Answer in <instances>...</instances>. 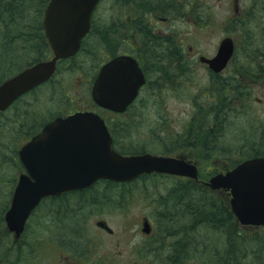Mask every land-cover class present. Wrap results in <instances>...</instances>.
<instances>
[{
    "label": "rangeland",
    "instance_id": "obj_1",
    "mask_svg": "<svg viewBox=\"0 0 264 264\" xmlns=\"http://www.w3.org/2000/svg\"><path fill=\"white\" fill-rule=\"evenodd\" d=\"M234 1L101 0L94 13L95 28L92 30L94 34L88 36L86 44L91 40L97 42L99 35H103L101 32L105 31L108 34L95 55L87 54L86 51L81 52L77 60L75 59L76 66L72 68L67 62L60 63L57 73L52 77L53 83L37 87L33 93L22 97L15 106L0 113V208L4 207L6 210L9 207L14 183L18 173L22 171L20 166L12 163L11 154H15L29 138L32 130L26 133V129L32 128L39 117L38 123L76 108H86L90 102V84L95 71L108 57L122 50H129L121 37L128 33L129 25L135 24V21L144 28L154 30L151 38L144 36L138 29L135 33V42L140 46V49L137 48L139 55L142 58L144 56V59H152L153 66L151 71H148L150 83L148 81L140 91L134 108L128 109L130 118L126 120L131 124L124 130L126 136L122 140L126 149L130 152L148 151L183 157L195 162L200 175L203 176L206 173L228 169L231 158L245 159L246 156L239 153L241 147L247 149L253 144H261L258 139L264 137V124L261 123L259 126L254 124L257 120L264 122V80L253 81L247 76L240 75L238 71H234L236 77L230 75V72H233L231 66H240L237 59L241 55V50H248V45L245 44V37L237 40L234 32L227 28V23L233 15V10L241 7L242 11L247 12L248 7L254 5L252 10L254 19L249 24L260 26L264 21V0H237L236 5ZM37 3L38 0L30 3L21 15L20 27L27 25L33 31L28 32L30 35L33 33V37L25 38L27 43L24 48L36 41V31L31 28L40 17ZM200 11L202 17L198 18L197 13ZM3 16L5 15L0 13V19ZM10 19L7 17L4 19L5 22L0 21V41L3 44L5 41L13 43L8 52L0 54V67L10 69L21 63V68L27 65L28 61H33L38 50L27 52L22 57L25 51L19 39L14 42L13 39L10 41V38H7L17 33L10 30L13 27L8 23ZM114 24L119 25L117 29L119 41H116ZM6 29L10 30L9 35L4 31ZM226 35L233 37L238 55L234 53L227 67L214 74L199 61L198 56L215 54L220 40ZM256 36L259 37L258 31ZM173 44L179 50L178 54L167 51L166 47L176 51ZM154 49L157 56L152 54L155 52ZM147 51L149 52L145 55ZM251 65L254 64L247 65L246 69H250ZM7 76H3L0 81ZM221 77L227 78L228 83L226 80L223 82L226 90L238 85L236 80L244 81L246 86L242 92L236 93L237 95L226 91V99L222 105L224 110H221L220 114L216 112L220 118L214 129L206 134L212 139V145H221L223 146L221 149L225 150L222 158L217 157L215 168H211L205 161L209 160L206 157L207 152H211L210 148L208 151L201 149L196 144L197 141L190 142L187 137L193 133V129H200V132H195L197 137L204 135V131L201 132L202 127L208 131V126L200 124L202 122L200 118L202 115L207 116L208 109L199 113H195V109L199 102H203L206 108L209 105L207 102H213L217 98L218 93L222 91L220 85L222 83L219 82ZM101 112L106 118H111V113ZM120 115L116 117L123 119ZM203 122L207 123L205 120ZM30 124L32 125L29 126ZM188 132L190 134H187ZM120 134L123 135V132ZM221 159L224 160L223 163ZM209 162L211 163L210 160ZM178 182L177 178L154 176L145 181L141 179L133 181L125 186L98 185L80 197L72 195L68 200L70 205L63 211H60L63 206H60L59 202L42 204L30 215L20 239L16 240L10 234L13 243L23 248L24 252L20 253L18 258L10 256L6 251L3 252L2 264H172L166 258L170 252L168 246L172 241L177 243L184 238L190 240V243L187 242L184 246L188 248L185 249L186 253L192 256L185 259L187 263L216 264L215 259L210 257V252L208 253L209 249L220 252L228 244V239L224 240L220 229L207 222L198 223L192 229L190 224L188 225L192 219L187 215L176 213L175 217L166 214L169 213L166 208L177 206L173 199L176 197L178 189L175 187ZM211 192L216 196L218 194L219 198L228 203L227 191L218 189ZM55 204L58 209H55ZM159 210L166 214L165 217ZM166 218L168 224L164 225L163 219ZM100 220L106 222L112 233L96 225ZM144 220L148 222L149 234L141 230ZM244 229L246 233L255 231L253 227ZM159 243H165L166 249H158ZM27 245H30L29 249ZM170 254H178V249H172ZM249 256L250 254L248 259L251 261Z\"/></svg>",
    "mask_w": 264,
    "mask_h": 264
},
{
    "label": "water",
    "instance_id": "obj_2",
    "mask_svg": "<svg viewBox=\"0 0 264 264\" xmlns=\"http://www.w3.org/2000/svg\"><path fill=\"white\" fill-rule=\"evenodd\" d=\"M97 0H49L44 15L45 32L53 50L50 59L36 62L0 84V109L19 95L48 79L59 58L74 54L89 28ZM234 51L230 36L223 37L215 54L199 56L213 71L228 63ZM144 78L132 57L118 56L105 62L94 79L91 94L100 106L122 111L135 98ZM26 172L13 189L4 220L18 237L41 198L80 188L98 178L130 180L143 172H168L196 177V166L180 158L143 153L123 156L110 146L102 118L83 111L57 117L31 137L18 151ZM212 189L229 191V204L244 224H264V156L237 163L217 172L206 182ZM97 225L111 229L102 220ZM144 230H149L148 223Z\"/></svg>",
    "mask_w": 264,
    "mask_h": 264
},
{
    "label": "trees",
    "instance_id": "obj_3",
    "mask_svg": "<svg viewBox=\"0 0 264 264\" xmlns=\"http://www.w3.org/2000/svg\"><path fill=\"white\" fill-rule=\"evenodd\" d=\"M35 1L36 0H0V13L5 15V16H3V18H1L2 20L1 19L0 20L4 21L5 17L6 18L8 17V19L11 18L9 20V23H11L13 25V30L17 31V33L14 35L15 37L14 36L10 37L9 34H8L9 35L8 37L10 38V41L13 38H14L13 40L19 39V42L23 48H24L25 44L27 43L25 41V38L33 37V33H32V35L28 34V32L30 30L29 27L26 28V26H21V27L19 26L20 22L22 21L21 15H22V13H24L26 11L25 10L26 7L32 2L35 3ZM45 1L46 0H38L36 7L37 6H39V8L43 7V4ZM239 1H241V0H239ZM253 6L254 5H252L251 7L249 6L248 7L249 10L247 12L242 11L241 7L240 8L238 7L237 10L236 9L233 10L232 17L230 19H228L227 28L228 29L230 28L234 32L235 36L237 37V40L245 37V44L247 43V45H248V50H246V49L241 50V55L237 59V63H239L240 66L239 65L238 66H235V65L231 66L233 72H230V75L232 74L233 77H236V73H234V71H238V72H240V75L247 76V77L253 79V81H256V80H264V21L261 23L260 26H251L249 24V22L254 19V14L252 13ZM23 8L25 11L23 10ZM37 12H38V14L40 13L39 11H37ZM263 12H264V10H263ZM197 14H198L197 15L198 18L202 17V11H200ZM246 17H248V19ZM245 18L247 21H245ZM36 21L37 22L35 23V25L31 28L32 30L36 31V35H35L36 41H33L31 44L27 45L24 48L23 51H25V52L22 55V57H24V55H26L27 52H36V50H38V52H37L38 54L34 55V57H33V59L34 58L36 59V57L39 54H44L45 52L48 51V45L44 42V38H43L42 33H41L40 21L38 19H36ZM7 31L10 32L9 29L5 30L6 33H9ZM143 31H145L144 28H143ZM257 31L259 32V37L256 36ZM31 32H33V31H31ZM146 32L150 36H153L154 32L152 31V29L148 30ZM251 33L253 34V38H252ZM93 34L94 33L92 31V33L90 34L89 37H91ZM100 34H103V35L102 36L99 35V40H97V42L94 43V41L91 40L90 42H88L86 44V42H87V40H86L82 44V47L79 50V52L75 56L66 59L64 61V63L65 62L69 63L71 68H72L73 66H76L77 62L75 64V59L77 58V56L81 52L86 51L87 54L95 55L94 53L97 52V49L100 48V46L102 44H104V42L106 40L105 36L107 37L108 33H105V31H104L103 33L101 32ZM113 36H115V35L113 34ZM258 39H261V41H258ZM113 40H114V38H113ZM107 41H109L108 38H107ZM12 46H13V43H8V41H7V42H4V44H3V42L0 41V47L2 48L0 50V54H3L4 51L8 52V50L10 48H12ZM242 48H244V47H242ZM166 49L168 52H171L170 48L168 49L166 47ZM175 50L176 51H173L171 53L176 54L177 50H178L177 47L175 48ZM155 53H156V50H155V52L153 51V55L157 56L156 55L157 53L156 54ZM234 53H235V55H238V52L234 51ZM241 56H242V58H241ZM26 59H24V60H26ZM153 59H155V58H153ZM27 60H29V59H27ZM28 62H30V61H28ZM20 64L14 66V67H11L10 69L0 67V79L3 78V76H5V75L11 74L10 72L13 73V71L19 69ZM250 64H254V65L253 66L251 65L252 67L250 69H246L247 65H250ZM21 66H22V64H21ZM225 80L227 82V78H224V79L222 78L219 80V82L222 83V84H220L222 86V89H221L222 91H221V93H218L217 98L215 100H213V102H211V101L207 102V104H209V105L206 108L203 105V102H199V106L195 109V113H199L202 110L208 109L207 116L205 117L204 115H202V117L200 118V120L202 121L200 124H205L206 126H208V128H207L208 131L203 130V127H202L201 132L204 131L203 132L204 135L203 136L199 135L198 137H197V134H195V132H197V133L200 132L199 128H197L196 130L193 129L192 134H190L189 132L187 133V134H190L189 137H187V138H189L190 142L197 141L196 144L199 145L201 149H204L206 151H208L210 148L211 152H207L208 156L206 157V159H210L211 163L209 162V160H205V161L207 162V165L210 166L211 168H215V163L218 160L217 157L222 158V155L225 153V151H223L221 149V147H223L221 145H218V144L212 145L211 144L212 139L208 138L206 134H207V132L210 133V131H212L214 129L215 124L217 123V121L220 118L219 116L216 115V112L218 114H220L221 110H224L223 109L224 107L222 105H223L224 100L226 99V96H225L226 91L229 93L237 95L236 93H238L239 91L242 92L241 90H243L244 87L246 86V83L244 81L236 80L235 82L238 83V85L231 86L229 88V90H226L223 86V84H224L223 82ZM51 81H52V79L49 80L47 83H53ZM226 88H227V86H226ZM34 90L31 91L30 93H33ZM208 99H210V98H208ZM21 100H22V98H20L18 101H21ZM18 101H16L13 104V106H15L17 103H19ZM135 103L132 104V106L129 109L132 110L135 106ZM120 117L125 119V120H126V118H130V116L128 115V110L125 113L121 114ZM39 119H40V117L38 118L36 124L32 126V128L28 127L26 129V133H29L31 130H32L31 132H33L40 125V123H42V122L38 123ZM203 120H205L207 123H204ZM261 123L264 124V122H259L257 120V123H254V124L259 126V124H261ZM31 125L32 124H30L29 126H31ZM127 125H129V124H127ZM16 135L17 134L15 133V136ZM258 141L261 144H253L247 149H244V147H241L242 150H240L239 153H241V155L246 156V157L264 156V147H263L264 146V137L262 139H258ZM11 155H12L11 156L12 157V159H11L12 163L17 167L21 166V164L19 163V160L17 159V154L12 153ZM210 156H213V157H210ZM240 159L241 158H239V159H232L231 158V160H229L230 167L234 166L238 161H240ZM220 161H222V163L224 162L223 159H221ZM229 165H228V167H229ZM209 174H212V172L206 173L204 176L209 175ZM154 176H157V175L156 174H150V175L145 174V175L141 176V180L145 181V180H147L151 177H154ZM204 176L201 174L200 178H204ZM177 179L179 180V182L176 184L177 186L175 187V189H178V190H177L175 199H173V201L177 204V206L174 208L164 207V208L169 210V213H166V214H170L171 216H173L174 214H176L178 212L177 215L178 214L187 215L188 217H190L192 219V221H190L188 223V225L190 224L192 229L198 223L202 224L204 222H207V224H210L211 226L215 227L216 229H220V231L223 233L224 240L228 239V244L220 252H215L214 249L213 250L211 249L212 251H210V249H209L208 253L210 252L209 255H210V257L213 258V260L215 259L216 264H264V228H260L258 230L255 229V231H253V232L246 233L244 228H242V226L234 218V215L231 212L228 203L225 202L224 199L222 200L221 198H219L218 194L216 196L213 192H211L213 190L206 187L201 181L195 182L191 179L186 180V181L183 178H177ZM128 184H130V182L129 183H121L120 185L125 186ZM42 201L40 203V206L42 204L47 205L48 203H51V198L50 199L45 198ZM4 211H5V208L1 207L0 208V257H1V254L6 251L10 256L18 258V256H20L19 254L24 252V249L18 247L16 244L13 243V240H12V238H11V236H10L9 232L7 231L6 226H5ZM159 213L162 214L161 210H159ZM166 214H162V216L165 217ZM171 216H168V217H171ZM166 220H167V218L163 219L164 225L168 224V222H166ZM200 226H202V225H200ZM188 229H189V227H188ZM151 240H152V238H151ZM187 242H190V240L185 239V238L181 242H177V243L172 241V243L168 246V248H169L170 252L172 251V249H174V250L178 249V254L171 255L170 252H168V255L166 258L169 259L170 263H172V264H189L185 261L186 258L192 257V256H190V254L186 253L185 249H188V248H187V246H184V245L187 244ZM166 247H167V245L165 243L157 244L158 249H162V248L166 249ZM215 247H213V248H215ZM27 248L29 249L28 245H27ZM249 254H250L249 257L252 259L251 261L248 259ZM173 256H175V257H173ZM2 263H3V259L1 257L0 258V264H2Z\"/></svg>",
    "mask_w": 264,
    "mask_h": 264
},
{
    "label": "flooded vegetation",
    "instance_id": "obj_4",
    "mask_svg": "<svg viewBox=\"0 0 264 264\" xmlns=\"http://www.w3.org/2000/svg\"><path fill=\"white\" fill-rule=\"evenodd\" d=\"M47 1L48 0H46L44 2V4H43L44 6L43 7L39 8L37 10L40 12L39 21H40V24H41V33H42V36L44 38V42L48 45L47 38H46L45 33H44V27H43V21H42L43 20V13H44V10H45V4L47 3ZM97 6H98V4L96 5V7H95V9L93 11L92 17H91L89 31L83 37V39L81 41V44L84 43L89 38L88 36H90V34L92 33V30L95 28L94 13H95V10H96ZM133 20L135 21V18H133ZM137 23L138 22L135 21V24H133V25L130 24L129 25L130 27L128 29V33L124 34L121 37V39L124 40V43H126L127 48L129 47V50L128 51L127 50H122L121 52H117L115 54H130L131 56H133L137 60V62L139 64L144 76L146 77V80H147L146 83H148V81H149L148 71L149 70L151 71L152 66H153V61H152V59H144V56L142 58V56L139 55L138 49H140V46L135 42V33H136L137 29H138V31L140 30L141 32H143L142 30H143L144 26L138 25ZM118 26L119 25H115L114 24V27H113V30L115 31V34H117L116 35V41H119V37H120V35L117 33ZM144 30L148 31V30H151V29L150 28H144ZM145 31L143 32L144 36H147V37L151 38V36ZM152 31L154 32V30H152ZM127 39H129L130 41L127 40ZM124 43H123V49H125V47H126ZM162 43L164 44V41H162ZM116 45L119 46L120 44L116 43ZM49 51H50V49L48 48V52H45L44 54H39L36 57V60L38 61V60L44 59V58L48 57L49 55H51V52H49ZM148 52L149 51L145 52V55ZM171 52H173V51L171 50ZM46 53H47V55H45ZM149 83H150V81H149ZM77 110H95V111H99L98 107H96V105H94L92 102H90L86 108H80V109H77ZM104 112L105 113L108 112V113L112 114L111 118H104V123H105V126L107 128V132L111 136V147L114 150L119 151L122 154H133V153H135V152L128 151L126 149L125 142L122 141L123 139H125V136H126L124 134V130H126L125 127H127V124H130V122L127 121V120H123V119L117 118L116 116L117 115L119 116L120 115L119 113L109 112V111H106V110H104ZM114 116H115V118H114ZM45 123L46 122H44L41 125V127L36 132H38ZM125 123H126V125H125ZM121 131L123 132V135L120 134ZM118 145H120V146H118ZM98 185L114 186V185H116V183H113V182L108 181V180H98V181H95L93 184H91L88 187L74 189V190H70V191H67V192H63V193H61L59 195L51 196V203L54 204L56 202H59L60 206H63L62 209L61 210L59 209V210L63 211L64 209H66L67 205L68 206L70 205V201H68V200H69V198L72 197V195H74L73 197H80L81 194L84 195L87 191H92ZM75 201H77L76 198H75ZM55 206H56V204H55ZM55 209H58V207L56 206ZM64 245L66 246V243H64Z\"/></svg>",
    "mask_w": 264,
    "mask_h": 264
},
{
    "label": "bare ground",
    "instance_id": "obj_5",
    "mask_svg": "<svg viewBox=\"0 0 264 264\" xmlns=\"http://www.w3.org/2000/svg\"><path fill=\"white\" fill-rule=\"evenodd\" d=\"M151 2V1H150ZM189 3V2H188ZM150 5V4H149ZM163 6V5H162ZM171 7V6H170ZM32 8V7H31ZM30 9V8H29ZM149 9V8H148ZM23 10H24V8H23ZM182 10V9H181ZM253 10V9H252ZM148 12V11H147ZM159 13V12H158ZM23 14V13H22ZM6 18V17H5ZM4 18V19H5ZM2 20V19H1ZM0 20V21H1ZM25 20V19H24ZM35 21V20H34ZM205 21V20H204ZM5 22V21H4ZM8 23H9V21H8ZM15 23V22H14ZM21 23V22H20ZM18 24V23H17ZM7 25V24H6ZM10 25H12L11 23H10ZM2 26V25H1ZM20 26V25H19ZM2 27H4V26H2ZM10 27H12V26H10ZM26 27H27V25H26ZM9 28V27H8ZM3 29H5V27L3 28ZM7 30V29H6ZM10 30H12V31H14L13 30V27H12V29H10ZM5 31V30H4ZM16 31V30H15ZM27 31V30H26ZM30 31V30H29ZM143 31V30H142ZM7 32H9V31H7ZM140 32V31H139ZM144 32V31H143ZM146 32V31H145ZM12 33V32H11ZM8 34V33H7ZM23 34V33H22ZM90 34V33H89ZM21 35V34H20ZM117 35V34H116ZM164 35V34H163ZM96 36V35H95ZM149 36V35H148ZM15 37V36H14ZM9 38V37H8ZM20 38V37H19ZM14 39V38H13ZM7 40V39H6ZM16 40V39H15ZM91 40V39H90ZM122 40V39H121ZM14 41V40H13ZM6 42V41H5ZM15 42V41H14ZM93 42V41H92ZM9 43H11V42H9ZM144 45V44H143ZM236 48V47H235ZM34 51V50H33ZM3 52V51H2ZM153 54V53H152ZM152 58V57H151ZM15 62V61H14ZM9 63V62H8ZM5 64V63H4ZM14 65V64H13ZM96 72V71H95ZM49 86V85H48ZM241 87V86H240ZM60 89V88H59ZM61 93V92H60ZM141 93V92H140ZM55 94V93H54ZM223 98V97H222ZM143 111V110H142ZM7 117V116H6ZM140 120V119H139ZM158 122V121H157ZM131 124V123H130ZM125 125H126V123H125ZM128 126V125H127ZM163 127V126H162ZM126 128V127H125ZM118 134V133H117ZM150 142V141H149ZM210 142V141H209ZM213 142V141H212ZM117 143V142H116ZM121 144V143H120ZM144 145V144H143ZM118 146H120V145H118ZM123 146V145H122ZM148 146V145H147ZM125 148V147H124ZM127 148V147H126ZM225 151V150H224ZM210 160V159H209ZM206 163V162H205ZM202 164V163H201ZM209 164V163H208ZM203 165V164H202ZM157 175V174H156ZM131 183V182H130ZM12 190V189H11ZM12 193V192H11ZM167 194V193H166ZM172 195V194H171ZM131 200V199H130ZM43 202V201H42ZM163 202V201H162ZM10 203V202H9ZM8 203V204H9ZM194 203V202H193ZM162 205H163V203H162ZM88 208V207H87ZM93 208V207H92ZM164 208V207H163ZM210 208V207H209ZM200 209V208H199ZM49 210V209H48ZM81 210V209H80ZM84 211V210H83ZM93 212V211H92ZM95 212V211H94ZM109 212V211H108ZM164 212V211H163ZM54 213H55V211H54ZM97 213H98V211H97ZM178 213V212H177ZM187 214V213H186ZM182 215V214H181ZM191 215V214H190ZM174 216H175V214H174ZM176 217V216H175ZM178 217V216H177ZM182 217V216H181ZM179 218V217H178ZM198 221V220H197ZM170 222V221H169ZM172 222V221H171ZM180 223V222H179ZM194 226V225H193ZM204 227V226H203ZM39 228V227H38ZM75 230V229H74ZM31 236V235H30ZM206 236V235H205ZM63 237V236H62ZM247 238V237H246ZM7 239V238H6ZM213 239H215V238H213ZM84 240V239H83ZM190 243V242H189ZM73 244V243H72ZM226 244V243H225ZM30 246V245H29ZM75 247H77V246H75ZM248 247V246H247ZM78 248V247H77ZM207 248V247H206ZM205 254V253H204ZM168 255V254H167ZM180 261V260H179ZM161 264V263H160Z\"/></svg>",
    "mask_w": 264,
    "mask_h": 264
}]
</instances>
